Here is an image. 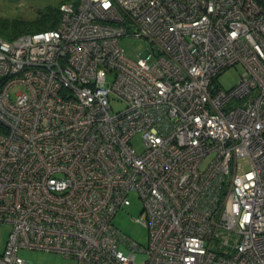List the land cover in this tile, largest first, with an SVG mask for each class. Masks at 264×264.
Returning <instances> with one entry per match:
<instances>
[{"label": "built area", "instance_id": "1", "mask_svg": "<svg viewBox=\"0 0 264 264\" xmlns=\"http://www.w3.org/2000/svg\"><path fill=\"white\" fill-rule=\"evenodd\" d=\"M58 11L53 28L0 36V264H32L19 247L77 264H264V0ZM122 37L147 46L130 58ZM235 64L237 84L218 87ZM130 192L145 247L112 223Z\"/></svg>", "mask_w": 264, "mask_h": 264}, {"label": "rangeland", "instance_id": "2", "mask_svg": "<svg viewBox=\"0 0 264 264\" xmlns=\"http://www.w3.org/2000/svg\"><path fill=\"white\" fill-rule=\"evenodd\" d=\"M76 0H0V22L6 24L13 20L31 21L45 10L47 6H58L60 2H72ZM28 33V32H27ZM120 45L125 54L130 58H137L139 53L147 46V42L141 38L122 37ZM243 71L241 64H235L222 69L215 77L218 87L228 90L237 84ZM109 80V78H108ZM21 86L16 85L11 88L12 96ZM110 105L113 111L123 108V103L112 94L110 95ZM136 149H141L140 136L132 139ZM213 157L212 153L205 156L201 168H205L209 160ZM129 204L121 207L113 216V225L123 234L129 236L140 246L147 245V229L134 219L142 215V202L135 192L128 195ZM11 225L7 222H0V252L3 250ZM17 254L29 260L32 264H77V261L70 257H65L60 253L46 251L36 248L19 247ZM144 259L143 253H137L135 260L140 262Z\"/></svg>", "mask_w": 264, "mask_h": 264}, {"label": "trees", "instance_id": "3", "mask_svg": "<svg viewBox=\"0 0 264 264\" xmlns=\"http://www.w3.org/2000/svg\"><path fill=\"white\" fill-rule=\"evenodd\" d=\"M59 16L58 6H47L34 20L24 21L15 19L8 24L0 22V36L4 39H13L22 33L53 28L57 26ZM0 131H5V128L1 125Z\"/></svg>", "mask_w": 264, "mask_h": 264}]
</instances>
